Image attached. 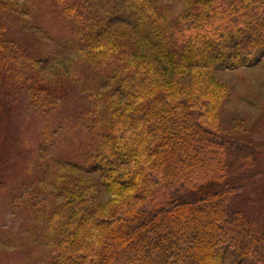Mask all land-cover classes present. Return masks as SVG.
I'll list each match as a JSON object with an SVG mask.
<instances>
[{"label":"trees","instance_id":"16d2710c","mask_svg":"<svg viewBox=\"0 0 264 264\" xmlns=\"http://www.w3.org/2000/svg\"><path fill=\"white\" fill-rule=\"evenodd\" d=\"M22 1L0 0V10L11 14L18 7L22 16L35 0ZM52 2L80 36L71 61L102 64L115 94L84 92L95 152L83 158L110 198L94 202L89 183L56 172L52 183L60 190L35 212L50 213L48 228L60 234L47 264H264L255 225L233 208L241 186L234 172L264 150L220 130L218 108L228 87L213 73L252 65L264 52V0H192L178 14L158 0ZM123 13L132 16L126 25L138 38L124 49L113 39L102 43L116 18L126 22ZM4 29L0 64L15 72L19 64L7 56L15 47ZM141 39L156 45L155 57L135 52ZM59 62L56 72L66 69ZM166 72L188 75L189 85L183 89ZM58 74H36L29 84L28 96L45 100L43 109L51 99L58 103L63 86L52 78Z\"/></svg>","mask_w":264,"mask_h":264},{"label":"rangeland","instance_id":"374dc122","mask_svg":"<svg viewBox=\"0 0 264 264\" xmlns=\"http://www.w3.org/2000/svg\"><path fill=\"white\" fill-rule=\"evenodd\" d=\"M191 1L158 0L171 14L183 11ZM30 8L22 16L18 7L15 8L18 12L11 14L0 10V26L5 27L3 34L10 46L15 47L8 50L7 56L19 64L15 72H8L0 64V264H47L52 259L59 231L48 228L52 220L50 213L35 212L52 190H60L59 185L52 183L56 172L61 177L77 174L89 183L96 190L91 196L94 202H106L110 198L83 158L84 154L90 156L95 152L94 144L87 137V132L94 127L85 112L84 96L86 92L103 95L109 90L115 94L114 79L109 74L103 77L100 71L105 67L99 62L89 65L71 61L80 36L70 19L58 17L59 8L52 0H35ZM128 15L126 22L124 17L116 18L109 25V31L100 39L102 43L113 39L124 49L138 38L136 31L126 25ZM139 41L141 49L134 51L148 59L155 57L156 45ZM60 54L69 57H59ZM57 62L64 63L66 69L56 72ZM160 63L166 61L161 59ZM52 72L60 73L52 78L61 79L62 85H59L63 88L54 97L59 98L57 105L50 103L51 99L47 111L42 108L46 101L33 100L27 91L29 84L38 79L36 74L41 79L45 76L50 79ZM213 73L228 87L218 108L220 130L228 137L264 150V52L257 55L252 65L219 68ZM170 76L180 81L183 89L189 85L186 74L181 77L172 72ZM41 83L47 89L57 87ZM6 85H10L8 91ZM95 103L92 99L88 105ZM245 161V166L233 175L241 184L233 208L249 217L255 225L256 239L264 244V152L254 162Z\"/></svg>","mask_w":264,"mask_h":264}]
</instances>
